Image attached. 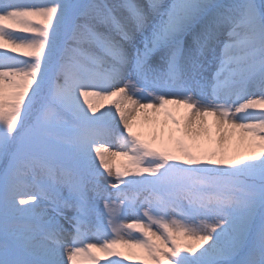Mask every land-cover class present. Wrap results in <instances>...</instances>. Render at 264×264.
I'll return each instance as SVG.
<instances>
[{
	"label": "snow or ice",
	"instance_id": "snow-or-ice-1",
	"mask_svg": "<svg viewBox=\"0 0 264 264\" xmlns=\"http://www.w3.org/2000/svg\"><path fill=\"white\" fill-rule=\"evenodd\" d=\"M125 262L264 264V0H0V264Z\"/></svg>",
	"mask_w": 264,
	"mask_h": 264
},
{
	"label": "bare ground",
	"instance_id": "bare-ground-1",
	"mask_svg": "<svg viewBox=\"0 0 264 264\" xmlns=\"http://www.w3.org/2000/svg\"><path fill=\"white\" fill-rule=\"evenodd\" d=\"M104 104H105V106L107 107V106H109V102H107V101H105L104 102ZM102 110H104V109H102ZM183 112V109H180L178 112H175L174 114H176V115H180L181 113ZM135 115V114H134ZM117 119H118V117H117ZM150 119V110H149V115L148 116H146L145 114H141L138 118H137V123H141V122H144V127H145V129H147V127H149V124L147 123V121ZM209 123L211 124L212 123V121H211V119H209ZM122 127V126H121ZM121 161H120V158H117V163H120Z\"/></svg>",
	"mask_w": 264,
	"mask_h": 264
},
{
	"label": "rangeland",
	"instance_id": "rangeland-1",
	"mask_svg": "<svg viewBox=\"0 0 264 264\" xmlns=\"http://www.w3.org/2000/svg\"><path fill=\"white\" fill-rule=\"evenodd\" d=\"M70 214V213H69ZM125 264H127V262H125Z\"/></svg>",
	"mask_w": 264,
	"mask_h": 264
}]
</instances>
